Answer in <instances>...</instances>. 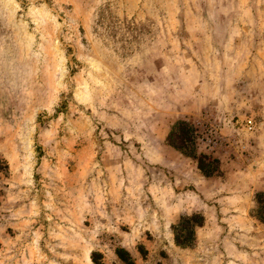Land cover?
Masks as SVG:
<instances>
[{
  "label": "rangeland",
  "instance_id": "rangeland-1",
  "mask_svg": "<svg viewBox=\"0 0 264 264\" xmlns=\"http://www.w3.org/2000/svg\"><path fill=\"white\" fill-rule=\"evenodd\" d=\"M93 259L264 264V0H0V264Z\"/></svg>",
  "mask_w": 264,
  "mask_h": 264
},
{
  "label": "trees",
  "instance_id": "trees-1",
  "mask_svg": "<svg viewBox=\"0 0 264 264\" xmlns=\"http://www.w3.org/2000/svg\"><path fill=\"white\" fill-rule=\"evenodd\" d=\"M204 218L203 216L199 214H192V215H183L180 217V222L178 225L175 227L177 228V233H176V242L178 245L181 246H189V243H182L181 241L184 240L182 234H191L194 231V228L197 226H201L203 224ZM93 262L95 264H98L96 260L93 259ZM102 264V263H100Z\"/></svg>",
  "mask_w": 264,
  "mask_h": 264
},
{
  "label": "built area",
  "instance_id": "built-area-1",
  "mask_svg": "<svg viewBox=\"0 0 264 264\" xmlns=\"http://www.w3.org/2000/svg\"><path fill=\"white\" fill-rule=\"evenodd\" d=\"M246 127H247L248 130H251L252 129L253 125H252V120L251 119L250 120H247Z\"/></svg>",
  "mask_w": 264,
  "mask_h": 264
}]
</instances>
